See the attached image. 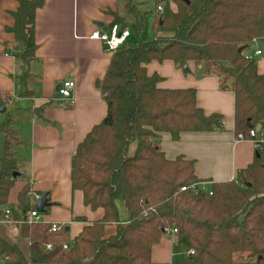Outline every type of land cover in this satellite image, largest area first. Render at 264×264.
<instances>
[{"label":"trees","instance_id":"obj_1","mask_svg":"<svg viewBox=\"0 0 264 264\" xmlns=\"http://www.w3.org/2000/svg\"><path fill=\"white\" fill-rule=\"evenodd\" d=\"M176 8L156 12L152 37L145 38L150 13L128 2V21L135 40L118 47L98 81L107 103L104 119L79 143L72 158L73 189L82 190L85 204L103 208L102 218L87 223L68 249L64 234L49 231V224L27 220L34 208L29 182L11 208L14 222L30 240L26 256L17 244L0 235V264H264V149L231 180H209L208 191L181 190L201 180L195 160L168 158L160 145L162 132L178 140L183 132L224 128L219 113L198 105L193 87L160 86L163 77L149 74L152 61L172 60L183 68L193 61L215 72L221 87L235 98V130L249 137L251 129L264 130V74L245 50L264 37V0H172ZM44 0H19L13 12L14 32L23 46L20 59L35 57V14ZM27 93H30L27 91ZM44 106L30 110L44 118ZM0 123V217L9 191L23 174L26 144L13 115ZM136 143L133 154L129 146ZM23 171V172H22ZM19 173L16 177L14 174ZM123 200L128 222L120 218L117 201ZM116 225L107 236L108 225ZM177 228L174 249L184 260L154 262L152 248L167 228ZM53 243L51 249L47 243Z\"/></svg>","mask_w":264,"mask_h":264},{"label":"crops","instance_id":"obj_2","mask_svg":"<svg viewBox=\"0 0 264 264\" xmlns=\"http://www.w3.org/2000/svg\"><path fill=\"white\" fill-rule=\"evenodd\" d=\"M130 0H44L35 14V57L23 62L18 53L23 46L10 30L14 26L13 12L19 0H0V101L8 103L5 112L13 115L17 129L26 144L20 152L27 159L23 174L9 191L8 203L2 209L16 208L19 194L29 182L28 196L35 207L34 194L47 193L43 223L63 222L64 240L73 242L84 226L103 217L104 209H93L85 204L82 190L73 189L71 182L72 158L77 147L91 129L107 113L98 81L104 77L114 52L106 51L101 41L91 39L92 31L106 30L116 17L128 21ZM149 8L148 0H131L142 11L156 18L157 5ZM163 5V4H162ZM120 23V22H118ZM132 41L133 35L129 36ZM260 50V54L256 51ZM245 53L256 59L264 74V37L255 39ZM189 73L183 72L172 60L152 61L149 74L159 73L164 79L160 86L193 87L198 105L206 113H219L224 128L213 131L183 132L178 140L162 132L160 145L168 158L185 156L195 160V171L201 182L225 181L237 177L238 172L253 162L257 149L250 139H237L235 130V98L230 88L221 87L219 76L207 72L202 65L190 61ZM66 79L75 81L74 103H64L58 88ZM29 91L30 93H27ZM44 106L41 119L30 110ZM136 143L129 146L133 154ZM0 222V235L17 244L27 256L30 240L22 235L21 226L14 222ZM128 222V218L121 220ZM107 236L116 225H108ZM175 235L166 233L152 248L154 262H174L184 251L174 249Z\"/></svg>","mask_w":264,"mask_h":264},{"label":"built area","instance_id":"obj_3","mask_svg":"<svg viewBox=\"0 0 264 264\" xmlns=\"http://www.w3.org/2000/svg\"><path fill=\"white\" fill-rule=\"evenodd\" d=\"M157 11L159 13H162L164 11L163 5L160 3L157 5ZM131 35L130 29L128 27L122 26L118 22H113L109 26L108 29L106 30H94L90 34L91 39L99 40L103 43L104 48L106 51L109 52H114L118 47L123 45L128 39L129 36ZM261 51L257 50L256 54H260ZM75 88V81L72 79H66L64 80L61 85L58 88V93H59V98L67 104H72L74 103V97H73V90ZM6 106L8 105L7 102H5ZM237 139L243 140V139H250L253 141L255 148L257 151L263 150L264 149V130L260 129L259 131L256 129H251L249 132V137H245L242 132H239L237 134ZM207 183L206 182H199V183H194L191 186H182L181 190H187L191 189L193 192H198L199 190H204L208 191V187L205 186ZM209 194H212L211 191H208ZM40 194H34V200L33 202H36L38 198H40ZM27 220L40 223L44 222L41 216V213L34 207L31 210L27 211L26 213ZM12 215H11V210L10 208H7L3 211L2 216L0 217V222L2 223H8L12 222ZM63 230H66L65 223L63 222H52L49 225V231L53 233H60ZM166 233H169L171 235H175V240H177V234H178V229L173 227V228H167ZM71 241L64 240L62 243L63 248L68 249L71 246ZM53 247V243H47L46 248L51 249ZM187 252L186 254H188Z\"/></svg>","mask_w":264,"mask_h":264},{"label":"rangeland","instance_id":"obj_4","mask_svg":"<svg viewBox=\"0 0 264 264\" xmlns=\"http://www.w3.org/2000/svg\"><path fill=\"white\" fill-rule=\"evenodd\" d=\"M148 1L150 2L149 3V8L153 11L154 8H155L156 0H148ZM160 3L163 4L164 12L167 11L168 9H170V8H174V9L176 8V5L174 4V2L172 0H161ZM152 19H153V15L148 17L147 20H146V28H145V35H144L145 38H151L152 35H153V33H152V25H151ZM181 69H182L183 72H187V73H189V71H190V70L186 69L185 67H183ZM4 118H5L4 116H3V118L2 117L0 118V123L3 121ZM160 140H161V137H160ZM205 186L208 187L209 184H206ZM117 206H118V209H119V214H120L121 220H123L125 218H129V215H128L129 213H128L127 209L125 208L122 199H119L117 201ZM40 213H41L42 217L45 215V212H40ZM184 258L185 257L182 254H178V256L175 257L176 260H182Z\"/></svg>","mask_w":264,"mask_h":264},{"label":"water","instance_id":"obj_5","mask_svg":"<svg viewBox=\"0 0 264 264\" xmlns=\"http://www.w3.org/2000/svg\"><path fill=\"white\" fill-rule=\"evenodd\" d=\"M184 67L187 69V64L184 65ZM6 110V106H5V101H0V112H4ZM262 129V126L259 124L256 127V130H260ZM16 177L19 175V173H15L14 174ZM51 203L49 201V198L47 196V193H43L40 198H38L35 202V208L39 211V212H45L46 211V207L49 206Z\"/></svg>","mask_w":264,"mask_h":264}]
</instances>
